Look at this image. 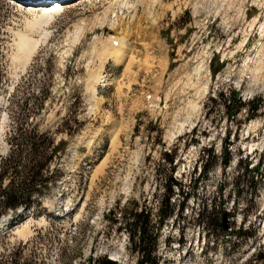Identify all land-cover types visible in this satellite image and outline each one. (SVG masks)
I'll use <instances>...</instances> for the list:
<instances>
[{
  "label": "rangeland",
  "instance_id": "1",
  "mask_svg": "<svg viewBox=\"0 0 264 264\" xmlns=\"http://www.w3.org/2000/svg\"><path fill=\"white\" fill-rule=\"evenodd\" d=\"M70 2L46 21L0 0V169L34 136L55 180L38 211L0 224V260L25 245L45 264H138L118 221L135 207L158 264H188L186 251L195 264H264V0ZM232 92L260 109L230 117ZM169 176L182 192L171 184L175 211L155 231Z\"/></svg>",
  "mask_w": 264,
  "mask_h": 264
},
{
  "label": "trees",
  "instance_id": "2",
  "mask_svg": "<svg viewBox=\"0 0 264 264\" xmlns=\"http://www.w3.org/2000/svg\"><path fill=\"white\" fill-rule=\"evenodd\" d=\"M220 95L222 96L223 94L220 93ZM233 103L236 104V108L232 115L229 114L230 117L240 114L242 109L245 110L247 117H252L261 107L259 104L253 105L252 101L245 103V101H242L234 92H232V95L230 94V97L224 99L223 104L228 110L232 108ZM44 148V140L42 138H35L34 136L26 137L23 143L18 144V146L16 145L12 151L10 147L8 160H6L7 162L5 161L6 163H4L3 167L0 169V217L12 211L15 218L10 222L11 225L16 221H22L27 214L38 211L41 205L42 194H44V191L49 190L55 182L54 179L47 176L49 168L47 161H38L41 158V151ZM52 148V151L56 152L59 146ZM210 152L211 151L207 153L206 163L209 162L210 156L214 159ZM165 158L168 160L169 164L173 163V158L170 155L165 154ZM222 163L226 166L229 163V159H223ZM205 170H207V167H204V173ZM42 171L46 176L41 177ZM6 177L10 179V182L7 186L2 187L3 180ZM166 180V182H170L167 186L169 194L162 200L163 207L161 206L159 210L155 231L160 230L175 211L174 205H171L168 201L170 196L174 194L171 191V184L177 187L176 190L178 195L182 192L181 185L175 181L172 176H169ZM19 208H22L23 215L17 214ZM178 208L181 210L183 204H180ZM199 215L203 218L204 212ZM4 217L6 216H3V218ZM119 220L122 222H119L120 226H122L121 228L128 232L132 251L137 254L139 259L138 264H158L156 257L152 256L155 251L157 235L151 231L153 226L151 225L149 212L145 209H138L137 211L134 207V209L125 215L119 213L118 221ZM119 229L120 228L117 230L119 231ZM9 234L10 231L8 230L0 231V243L5 240ZM257 258L263 260L264 255H258ZM19 262H22V264H45V262L38 259L33 252L25 256V245H19L12 249L4 250L0 264H17ZM92 264L117 263L106 257H101L94 260Z\"/></svg>",
  "mask_w": 264,
  "mask_h": 264
},
{
  "label": "bare ground",
  "instance_id": "3",
  "mask_svg": "<svg viewBox=\"0 0 264 264\" xmlns=\"http://www.w3.org/2000/svg\"><path fill=\"white\" fill-rule=\"evenodd\" d=\"M79 1H81V0H79ZM70 3L71 2H69V3H65V2H63V3H61V4H59V3H56V5H54V7H53V5L51 6V5H48V4H37V5H28V6H26V7H29V6H32V7H35V8H37V9H39V10H41V9H43V10H45V12H44V14L41 16V17H45L47 20L46 21H50L51 19H52V17H53V15L55 14V13H58L60 10H63V8H64V5H70ZM32 7H29V9H32ZM58 7V8H57ZM125 44H127V43H125L124 42V40H121L120 41V46H117L118 48L116 49V51H115V53H116V56L122 51V48H123V46H125ZM37 45V44H36ZM36 45L35 46H31V44H29L28 43V41H26L25 40V48L24 49H26V50H29V52H30V54L29 55H31L32 56V54H33V52L35 51V49H36ZM112 54H113V52H112ZM30 57V56H29ZM124 58H125V56H124ZM124 60V59H123ZM91 82H92V80H91ZM93 82L94 83H97L98 82V79L97 78H95L94 80H93ZM6 218V217H5ZM4 219V218H3ZM114 260V259H113ZM116 260H118L117 258L115 259V261ZM118 262V261H117Z\"/></svg>",
  "mask_w": 264,
  "mask_h": 264
},
{
  "label": "water",
  "instance_id": "4",
  "mask_svg": "<svg viewBox=\"0 0 264 264\" xmlns=\"http://www.w3.org/2000/svg\"><path fill=\"white\" fill-rule=\"evenodd\" d=\"M222 227L224 230H227V214L225 212H222Z\"/></svg>",
  "mask_w": 264,
  "mask_h": 264
}]
</instances>
